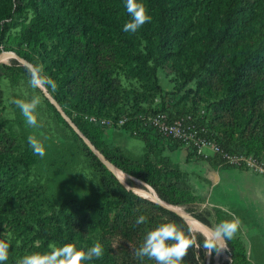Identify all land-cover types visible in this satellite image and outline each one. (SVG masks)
I'll use <instances>...</instances> for the list:
<instances>
[{"label":"trees","instance_id":"1","mask_svg":"<svg viewBox=\"0 0 264 264\" xmlns=\"http://www.w3.org/2000/svg\"><path fill=\"white\" fill-rule=\"evenodd\" d=\"M29 10L35 16L25 36L40 46L47 72L41 73L35 57L24 56L71 117V109L84 115L115 116V120L149 111H165L172 116L197 113L165 107L170 104L166 99L176 102V97L174 93H163L159 109H136L124 114L119 105L135 91H121L116 69L150 91L159 88L160 68L175 72L184 87L197 82L196 93L205 95L213 91L208 76L215 77L220 83L218 104L222 109L234 108L236 115L239 104L248 103L253 117L264 98V0H0V42L11 30V22ZM23 69L32 75L28 67ZM3 75L0 67V81ZM140 96L136 93L134 106L140 104ZM74 121L102 149L100 134ZM201 122L209 125L227 150L264 156L249 143L236 140L229 130H217L209 119L203 117ZM139 133L147 139L153 132L140 129ZM87 150L108 171L89 147ZM102 151L123 169L141 162L124 151L118 155ZM150 159L145 155L142 160L152 172V179L181 182L179 170ZM34 162L32 155L25 158L19 153L14 142L0 148V264H140L116 255L105 235L123 227L125 234L133 237L147 228L146 223L155 228L161 252L168 249L159 264H202L206 258L204 237L192 232L183 217L157 204L143 210L140 205L146 201L142 197L131 190L117 193L109 181L104 180V200L76 208L62 204L50 211L39 196V188L27 183ZM21 166L27 171L24 183L18 178ZM154 185L157 187V182ZM159 193L164 201L181 204ZM187 195L188 202L195 204L192 193ZM192 211L211 225V212ZM217 216L221 230L223 222L219 213ZM2 238L6 240L2 242ZM3 247L6 250L2 251ZM213 249L216 252L215 243ZM232 250L235 253L233 246ZM150 251L146 256L151 255ZM242 257L239 253L237 258Z\"/></svg>","mask_w":264,"mask_h":264},{"label":"rangeland","instance_id":"2","mask_svg":"<svg viewBox=\"0 0 264 264\" xmlns=\"http://www.w3.org/2000/svg\"><path fill=\"white\" fill-rule=\"evenodd\" d=\"M34 16L32 10L17 16L11 22L12 28L7 32L4 41L0 42V56L9 55L0 63V67L4 71L0 81V148L4 149L9 142H14L18 152L25 158L30 155L33 156L35 162L29 167L27 183L39 188V196L45 207L50 211H56L62 204L76 208L82 204L92 205L102 201L107 197L104 186L105 180L109 181L111 189L117 193L131 190L142 197L146 201L140 205L143 210L151 208L154 204L161 205L157 202L163 200L159 193L160 190L168 195L172 201L181 202V204L169 203L170 205L180 207L192 216L196 217L192 210L198 213L205 211L195 208L197 205L188 202L187 193H189V189L184 183L174 180L175 183L170 184L168 181L158 182L152 179V172H149L150 169L145 166L142 160L145 157L142 156L145 145L144 141L139 139V131L136 130L135 132V128H138L136 122L129 123L124 128L104 126L93 123L89 119L91 115L81 114L75 109H71V117L61 106L75 124L74 119L88 130H95L100 134L102 149L115 155L125 150L127 155H132L141 161L135 166L124 164V169L119 167L108 159L102 149L98 148L76 124L97 149L124 173L125 176L120 177L124 181L118 178L105 164L108 171H104L99 166L97 160L87 150L89 145L40 88L35 74L38 75V79L48 91L40 77V72L24 56L35 57L41 73L47 72L44 63H42L43 51L40 50V46L27 40L25 36V30ZM52 47V42H49V48L52 49ZM13 59L17 60L19 64H15ZM23 67H28L32 71V75L27 73ZM114 74L120 80L122 92L135 91L129 97H125L119 105L124 114H130L129 112H134L136 109L157 110L162 105L163 93H174L176 102L166 99L170 104H165V107L169 106L173 111H196L197 114L209 119L217 130H229L234 134L236 140L249 143L254 150L257 149V152L264 153V117H262L264 98L255 110L256 115L253 117L250 116L252 109L248 103L239 104L236 115L233 112L234 108L222 109L218 104L221 98L219 95L220 83L215 77L208 76V81L213 85V91L211 95H205L196 93L197 82L195 81L184 87L183 81L167 67L159 69V88L155 87L151 91L145 90L140 81L127 77L125 72L120 69H116ZM190 90L192 93H189ZM136 93L142 94L138 106H134ZM114 117L108 119L115 120ZM67 123L71 128L67 126ZM89 149L94 153L90 147ZM205 151L213 153L209 149ZM150 160L158 164L156 158ZM26 172L25 167L21 166L18 178L23 179ZM156 182L157 187L154 185ZM139 190L150 193V196L142 194ZM211 217V226L222 233L228 244L225 248V254L221 252L220 264H264V253L251 252L248 249L249 243L243 240L240 230L223 224L221 230L225 232H222L218 227L217 217ZM147 224H145L147 228L143 232L133 237L127 236L123 227L106 233L105 237L110 239V247L113 252L119 257H130V260H136L140 264H159L163 261L168 249L163 248L161 252L160 246L162 244L156 239V230L152 225L148 227ZM7 236L9 237V235ZM202 236L205 239L207 253L206 258L201 260V263L217 264L216 257L221 247L219 248L215 240H209L203 234ZM5 240V238L1 239L2 242ZM254 242L252 244L255 247L257 241ZM213 243L217 245L216 252H214ZM232 246L236 254L233 252ZM199 247L200 242L197 241V248ZM149 250H151V255L146 256ZM59 252L65 255L64 251ZM239 253L244 257L237 258Z\"/></svg>","mask_w":264,"mask_h":264},{"label":"crops","instance_id":"3","mask_svg":"<svg viewBox=\"0 0 264 264\" xmlns=\"http://www.w3.org/2000/svg\"><path fill=\"white\" fill-rule=\"evenodd\" d=\"M139 139L145 145L142 156L150 155L158 164L180 171L181 182L196 199L197 208L211 212L217 222L219 213L223 224L240 230L251 252L264 253L263 175L222 165L213 153L206 151L204 158L197 157L191 149L154 133Z\"/></svg>","mask_w":264,"mask_h":264},{"label":"built area","instance_id":"4","mask_svg":"<svg viewBox=\"0 0 264 264\" xmlns=\"http://www.w3.org/2000/svg\"><path fill=\"white\" fill-rule=\"evenodd\" d=\"M203 116L189 112L172 116L165 111L141 112L135 115H125L118 120H112L95 115L90 116L93 123L109 127H126L129 123L136 122V130H149L163 139L180 143L194 150L199 156H206L205 150L209 149L221 159L222 165L242 168L256 174L264 175V156L253 154L233 153L227 150L216 138V133L207 123H202Z\"/></svg>","mask_w":264,"mask_h":264},{"label":"bare ground","instance_id":"5","mask_svg":"<svg viewBox=\"0 0 264 264\" xmlns=\"http://www.w3.org/2000/svg\"><path fill=\"white\" fill-rule=\"evenodd\" d=\"M109 169L115 173L117 176L119 177H124V173L117 167L115 166L113 163H107ZM122 179V178H121ZM142 194H145L147 196H150V193L143 191V190H139ZM156 195V194H155ZM158 202H162L166 205H169L170 207H172L173 209L177 210L183 217L184 219H186L187 223L189 224V226L196 232H200L202 233L207 239L209 240H215L218 243H220V247H221V252L222 254H225V244L223 242V240L221 239L218 231L216 229H214V227L210 226L209 224L197 219L196 217L192 216L190 213H188L187 211L183 210L180 207H176L173 205H170L162 200H158Z\"/></svg>","mask_w":264,"mask_h":264},{"label":"water","instance_id":"6","mask_svg":"<svg viewBox=\"0 0 264 264\" xmlns=\"http://www.w3.org/2000/svg\"><path fill=\"white\" fill-rule=\"evenodd\" d=\"M9 55L8 54H4L0 56V63L4 60V58H7ZM34 72V71H33ZM35 77L38 81V85L40 86V88L46 93L47 97H49L52 101V103L56 106V108L64 115V118L69 122V124L77 131V133L85 140V142L89 145V147L94 151V153L99 157V159L108 167L107 163H111V161H109L102 152H100L97 147L81 132V130L76 126V124L71 120V118L66 114V112L62 109L61 105L58 103V101L46 90V88L42 85V83L40 82V80L38 79V75L35 74ZM109 168V167H108ZM115 174V173H114ZM116 175V174H115ZM117 176V175H116ZM118 178H120L119 176H117ZM121 179V178H120ZM122 181H124V179H121ZM163 201V200H162ZM158 202V201H157ZM165 202V201H164ZM160 203L162 206H164L165 208H168L170 210L175 211L177 214H179L181 217H183L177 210L173 209L172 207H170L169 205H166L162 202H158ZM167 203V202H166ZM169 204V203H168ZM195 217V216H194ZM184 218V217H183ZM186 221V219H184ZM187 222V221H186ZM211 226V225H210ZM213 227V226H212ZM191 228V227H190ZM215 228V227H214ZM216 229V228H215ZM191 230H193L191 228ZM217 230V229H216ZM218 231V230H217ZM221 239L223 240L225 247L227 248L228 244L226 242L225 237L222 235V233L220 231H218ZM217 242V241H216ZM218 243V242H217ZM219 248H220V243H218ZM220 255H221V249H219V253L216 257L217 260V264H220L219 260H220Z\"/></svg>","mask_w":264,"mask_h":264}]
</instances>
